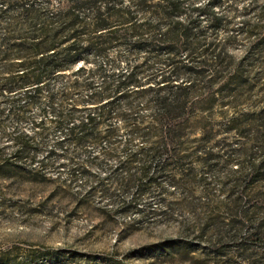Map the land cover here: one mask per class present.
Masks as SVG:
<instances>
[{"label":"rangeland","instance_id":"1","mask_svg":"<svg viewBox=\"0 0 264 264\" xmlns=\"http://www.w3.org/2000/svg\"><path fill=\"white\" fill-rule=\"evenodd\" d=\"M263 163L264 0H0V264H264Z\"/></svg>","mask_w":264,"mask_h":264},{"label":"trees","instance_id":"2","mask_svg":"<svg viewBox=\"0 0 264 264\" xmlns=\"http://www.w3.org/2000/svg\"><path fill=\"white\" fill-rule=\"evenodd\" d=\"M179 110H181V107L178 106V101L174 99L173 101H171L169 105L163 107L162 113H163L164 118L168 119V118H171V116L175 114L176 112H178ZM174 132H175L174 129H169L167 132L168 133L167 136H171V134ZM262 165L264 166V163L261 164V166ZM257 174H258L257 170L256 171L254 170L251 175V178L257 176Z\"/></svg>","mask_w":264,"mask_h":264}]
</instances>
